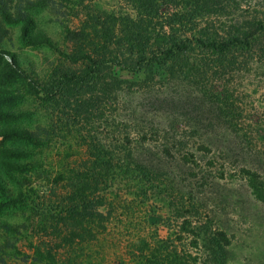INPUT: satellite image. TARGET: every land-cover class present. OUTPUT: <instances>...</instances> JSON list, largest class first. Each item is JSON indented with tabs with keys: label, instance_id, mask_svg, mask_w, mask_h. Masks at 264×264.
<instances>
[{
	"label": "rangeland",
	"instance_id": "rangeland-1",
	"mask_svg": "<svg viewBox=\"0 0 264 264\" xmlns=\"http://www.w3.org/2000/svg\"><path fill=\"white\" fill-rule=\"evenodd\" d=\"M137 1L0 0V264H264V0ZM172 21L255 34L165 58ZM93 163L102 228L70 227Z\"/></svg>",
	"mask_w": 264,
	"mask_h": 264
},
{
	"label": "trees",
	"instance_id": "trees-1",
	"mask_svg": "<svg viewBox=\"0 0 264 264\" xmlns=\"http://www.w3.org/2000/svg\"><path fill=\"white\" fill-rule=\"evenodd\" d=\"M200 5H202L203 8L205 7L204 3H201ZM206 5L209 6V4ZM157 8L158 6L153 0H138L136 3V11L140 10L141 12L146 13L150 10H156ZM192 24H194V22H192ZM175 25H177V22L172 21L169 25L165 23L164 25H161L160 29H158L157 36L160 38V42L157 47H155V50L160 55H164L165 58H169V56L173 57L175 54L186 53L187 51L194 49L195 46L208 47L213 51L221 52L227 47L245 44L247 39L255 34V32L250 30H237L229 32L225 36H221L218 35V33L212 35L210 33H204L202 32V29H199L198 33H193L188 36L178 33L177 26ZM252 26L253 25L251 24L250 27L252 28ZM129 29L130 31L124 36V41H126L125 45L133 47V45L136 44V41L134 40L137 35H135L134 31H136L137 28L132 25L129 26ZM242 40H244V43ZM139 50L147 51V44L141 45ZM149 53L152 57L155 56L154 52L149 51ZM59 94V89H55L50 100H57ZM88 166V168L76 171L73 174L74 176L71 180L72 183L67 189V195H64L63 198L61 197L57 204H52L55 210L62 212V214L66 216L64 220H68L70 227H72L73 223L74 226L76 222L82 219V214L84 212L94 228H102L101 224L104 216L98 209L102 205V198L98 193L99 182L102 180L100 166L96 163L89 164ZM61 179H63V177ZM87 188L89 189V194L84 195ZM45 212L48 214L51 213V207L46 208V210L43 209V213ZM51 258L52 261H54V258Z\"/></svg>",
	"mask_w": 264,
	"mask_h": 264
}]
</instances>
